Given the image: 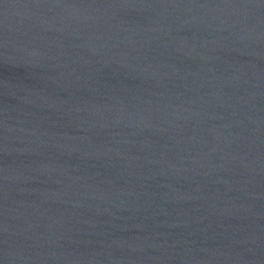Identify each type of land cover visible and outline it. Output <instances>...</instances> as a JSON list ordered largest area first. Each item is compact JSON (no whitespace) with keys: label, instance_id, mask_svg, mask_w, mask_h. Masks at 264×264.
Masks as SVG:
<instances>
[{"label":"water","instance_id":"obj_1","mask_svg":"<svg viewBox=\"0 0 264 264\" xmlns=\"http://www.w3.org/2000/svg\"><path fill=\"white\" fill-rule=\"evenodd\" d=\"M0 264H264V0H0Z\"/></svg>","mask_w":264,"mask_h":264}]
</instances>
